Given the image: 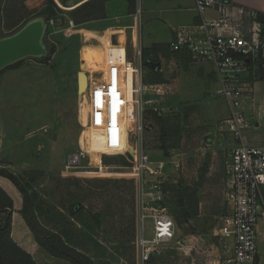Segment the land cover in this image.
Returning a JSON list of instances; mask_svg holds the SVG:
<instances>
[{
    "label": "rangeland",
    "instance_id": "obj_1",
    "mask_svg": "<svg viewBox=\"0 0 264 264\" xmlns=\"http://www.w3.org/2000/svg\"><path fill=\"white\" fill-rule=\"evenodd\" d=\"M52 1L59 10L50 19L53 23L47 24L46 19L35 16L48 0L16 1L23 18L14 30L26 21L41 19L46 25L43 44L47 54L41 59L22 60L17 67L0 74V168L13 173L26 185L33 195V207L40 223L65 240H73V235L78 237L74 241L82 245L96 264H138L136 181L131 170L132 152L127 151V135L133 143L137 142V135L131 123L128 132L125 121L118 129L103 130L98 136L85 126L89 109L84 96L89 85L84 76L105 69L108 59H115L96 54V50L100 51L97 46L92 53H88V48L84 50L83 46L89 43L84 37H89V33L82 36L80 29L85 25H76L72 18L87 15V9L77 10L80 6L75 5L79 0H67L64 4L61 0ZM4 4L0 0V18ZM177 8L160 0H135L132 11L136 18V38L140 28L137 39L141 40L142 55L144 49L153 45L160 48L154 64L143 61L142 56L143 83L150 77H159L162 82L157 84L167 90L158 109L159 116L169 119L168 135L163 138L162 130L149 115L147 120L144 118L147 126L143 133L144 149L152 166H164L169 181L166 189L169 205L174 189L185 184L193 189V183L197 185L198 213L186 221L178 216L176 220L173 213L175 239L179 244L168 245L160 257L153 258V263L213 264L225 256L224 243L218 236L225 210L224 161L236 143L223 124L229 111L217 93L212 65L177 57L167 49L173 30L189 24L193 17L194 21L196 16L193 8L188 12ZM2 30L0 39L14 32ZM127 46L130 54L128 40ZM121 58L124 60V51ZM129 59L137 65L135 55ZM259 67L243 78L242 85L248 89L245 95L252 85L250 81H259ZM93 85L90 86L94 88ZM126 89L129 101L131 91ZM249 96L243 99L240 108L251 122V128L242 132V140L245 146H264L263 81L256 84ZM150 97L155 99L156 95L149 91L143 99ZM78 142L89 151L88 161L85 168L66 172L65 159L73 155ZM162 146L167 148L166 155ZM94 150L103 154L100 168L94 164L99 159ZM104 157L110 158L108 166L103 163ZM1 178L5 179L2 187L7 188L4 190L13 203L10 226L13 242L36 264H71L50 256L38 245L18 213L23 206L20 192L11 181ZM172 209L175 214L179 212L175 205ZM14 210L18 211L15 218ZM185 227H190L192 233H187ZM146 229L147 238H151L150 220L146 221ZM226 243L231 247L230 241ZM257 246L264 263L263 216L259 219Z\"/></svg>",
    "mask_w": 264,
    "mask_h": 264
},
{
    "label": "built area",
    "instance_id": "obj_2",
    "mask_svg": "<svg viewBox=\"0 0 264 264\" xmlns=\"http://www.w3.org/2000/svg\"><path fill=\"white\" fill-rule=\"evenodd\" d=\"M193 10L195 20L173 30L169 49L194 63L212 65L217 93L229 111L223 124L236 143L224 161L225 212L218 229V236L230 241L231 247L224 244V258L213 264H264L257 246L259 219L264 216V146L244 145L242 132L251 128V122L240 111L248 91L242 85L243 78L257 66L264 68V15L259 19L255 12L235 7L231 0H193ZM131 42L137 65L128 58L112 65L103 84L89 89L85 126L98 136L103 130L118 129L123 121L133 125L137 142L133 143L128 134L127 151L132 152L131 170L136 181L138 264H154L153 258L160 257L168 245L179 244L175 239L176 224L166 203L169 181L164 166H152L143 146L146 111L160 115L158 106L167 90L159 84L143 83L142 47L136 34ZM128 79L131 102L124 92ZM149 91L156 95L155 99L144 100ZM130 129L131 126L128 132ZM78 145L73 155L65 159L66 172L85 168L89 151L79 142ZM93 152L99 154L94 164L100 168L103 154ZM147 220L152 223L151 238H147Z\"/></svg>",
    "mask_w": 264,
    "mask_h": 264
},
{
    "label": "trees",
    "instance_id": "obj_3",
    "mask_svg": "<svg viewBox=\"0 0 264 264\" xmlns=\"http://www.w3.org/2000/svg\"><path fill=\"white\" fill-rule=\"evenodd\" d=\"M16 1L17 0H4L5 4L3 6L2 16L0 18V28H2L4 31H13L14 29H16L18 25L21 24L23 17L20 16V12L18 11L17 8L18 5H16ZM66 1L67 0H61L63 4ZM107 1L108 0H90L86 2L77 9L78 11H83L87 9L86 17H77L76 15L75 16L73 15L72 17L73 21L76 23V25H80L94 19L104 18L103 12L105 11V3ZM127 3H128L129 11L132 12L134 10L135 0H127ZM90 5L93 7L89 8ZM58 10L59 9L55 5V3H53L52 0H48L47 5H44L43 8L38 10L39 13L37 12L35 18L41 17L43 20L46 19L44 21L47 24L50 21V19L53 16H55V13L58 12ZM256 14L259 19L263 17V15L261 14L258 13ZM29 22L26 21L23 25L20 26L19 29L14 30V32H12L7 36H4L3 38L12 36ZM158 49L160 51V48H157V46L155 45H153L149 49H144L143 51L144 54L142 55L143 61H147L150 64H154V61L157 60ZM167 49L170 51L168 47ZM163 51H166V48H164ZM173 54L177 55V57L188 59V57L184 55H179L176 53ZM20 62L21 61L6 67L2 71H0V74L8 68L17 67L18 65H20ZM257 80L264 82V69L262 68V66L259 67L258 69ZM161 82L162 80L159 77L157 78L150 77V79L144 80L145 84H157ZM250 82L252 84L253 80H251ZM149 115H152L153 117L152 121L156 122L157 126L160 127V130H162L163 138L167 136L169 131V126H168L169 119L164 120L161 116H159L157 113L153 112L152 110H147L145 114L146 120ZM161 148L166 155L167 148L163 146ZM109 160L110 158L108 157L103 158V163L105 166H108ZM0 176L11 181L13 185L20 192L23 200V206L19 211V214L25 221L27 227L33 234L36 242L42 249H44L50 256L57 259L65 260L67 262H70L71 264H96L92 259V257H89L87 255V252L83 250L82 245L80 246L78 242L74 241L78 237L73 235L72 236L73 240L70 238L69 240H65L61 234L54 232L53 230H49L47 227H45L40 223L34 211L33 195L27 190L26 185L23 183L21 179H19L13 173L1 168H0ZM193 185H194L193 189H191L188 184L179 186L177 189H174L172 191L173 193L169 201L170 205L167 202V197H166V203L168 207L170 206L169 210L172 214L173 219H174L173 213L176 217V220L178 216L179 220L183 219L185 221L188 218H191L198 213V198L196 193L197 185L195 183H193ZM167 186H169V184H167ZM174 205L177 207L179 211L177 214L173 212L172 207H174ZM12 210H13V203L11 198L0 187V264H36L35 261L32 259V257L27 252L22 250L15 242H13V240L10 237ZM224 212L225 211H223V214ZM185 230L187 233H192L190 227L188 228L185 227ZM103 264H111V263H103Z\"/></svg>",
    "mask_w": 264,
    "mask_h": 264
},
{
    "label": "crops",
    "instance_id": "obj_4",
    "mask_svg": "<svg viewBox=\"0 0 264 264\" xmlns=\"http://www.w3.org/2000/svg\"><path fill=\"white\" fill-rule=\"evenodd\" d=\"M86 1L87 0H79V2L75 6L76 7L81 6ZM160 2H163L166 5L178 7L177 9L179 11L185 10L188 12V10L192 11L193 8V0H160ZM231 2L235 7H241L248 11H253L255 13L264 15V0H231ZM193 19L190 20L189 22L191 23ZM81 25H85V27L80 29L81 35L84 36V33H89V37H84L85 42H87V38L89 39V43L83 46L84 50L88 48V53H92V49H94V46H97L98 48H100V51L94 49L96 50V54L99 53L101 55H104L105 58L109 57L115 59V60L108 59L109 63L107 64L105 69L86 73V78L88 80V85H89V86L87 85L88 86L87 91L85 92V96H84L86 100L87 92L89 91L90 88H92V86L90 85L94 84L93 86H96L99 84H103V82L105 81L108 75L110 66L118 65L127 58L129 59L131 56H134L131 39L134 38V34H136V18L134 17V14H132V12L129 11L127 0H108L105 3L104 18L94 19L85 22ZM137 38L140 39V28L139 30H137ZM127 40L129 41V47L131 49L130 54L128 52ZM139 42L141 45V40ZM123 47L124 49H122ZM82 48L80 50V54H82L83 52ZM123 51H124V60L121 58V54L123 53ZM86 54L87 52L85 53V55ZM93 55L94 54H92L91 56ZM259 82L262 81H258V82L255 81L252 83V85L249 88L248 95H245L244 99L250 98L249 94L253 93L256 84H258ZM145 85H151V84H145ZM125 87L127 88L126 91L128 92L129 90L131 91L130 79H128V81L124 84V90ZM129 98H130L129 102H131V97ZM242 106H243V102H242ZM4 180L5 179L1 178L0 176V187L3 190L5 189L7 191V188H3ZM21 199L22 197L20 194V201ZM15 212L18 211L14 210L12 216H14ZM222 241L224 244L227 245L226 241L224 240Z\"/></svg>",
    "mask_w": 264,
    "mask_h": 264
},
{
    "label": "water",
    "instance_id": "obj_5",
    "mask_svg": "<svg viewBox=\"0 0 264 264\" xmlns=\"http://www.w3.org/2000/svg\"><path fill=\"white\" fill-rule=\"evenodd\" d=\"M45 29V23L41 19H35L12 36L0 39V71L25 58L44 56L47 52L42 43ZM80 78V73H78L77 92L79 94L81 91ZM84 78L86 79V76Z\"/></svg>",
    "mask_w": 264,
    "mask_h": 264
},
{
    "label": "flooded vegetation",
    "instance_id": "obj_6",
    "mask_svg": "<svg viewBox=\"0 0 264 264\" xmlns=\"http://www.w3.org/2000/svg\"><path fill=\"white\" fill-rule=\"evenodd\" d=\"M42 43H43V38H42ZM44 45V44H43ZM46 54H47V52H46ZM45 54V55H46ZM44 55V56H45ZM44 56H42V57H39V58H34V57H28V58H25V59H41V58H43ZM25 59H23V60H25ZM22 61V60H21ZM76 81H77V79H76Z\"/></svg>",
    "mask_w": 264,
    "mask_h": 264
}]
</instances>
